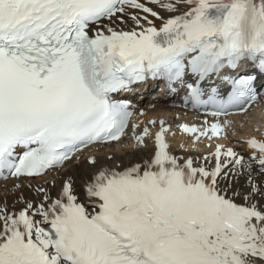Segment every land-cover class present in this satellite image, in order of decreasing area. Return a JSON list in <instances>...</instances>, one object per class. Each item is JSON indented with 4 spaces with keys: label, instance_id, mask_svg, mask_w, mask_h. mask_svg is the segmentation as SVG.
<instances>
[{
    "label": "snow or ice",
    "instance_id": "6c2138e0",
    "mask_svg": "<svg viewBox=\"0 0 264 264\" xmlns=\"http://www.w3.org/2000/svg\"><path fill=\"white\" fill-rule=\"evenodd\" d=\"M149 79L215 118L177 126L214 150L114 98ZM261 96L264 0H0V264H264V139L219 142ZM113 142L141 154L59 174Z\"/></svg>",
    "mask_w": 264,
    "mask_h": 264
},
{
    "label": "bare ground",
    "instance_id": "6f19581e",
    "mask_svg": "<svg viewBox=\"0 0 264 264\" xmlns=\"http://www.w3.org/2000/svg\"><path fill=\"white\" fill-rule=\"evenodd\" d=\"M142 2H146V0H142ZM148 6L160 11L161 15H169L153 4H149ZM157 24H159V21H157ZM182 93L183 92L181 91L174 92L168 90L164 82L156 84L151 83L148 86L139 85L135 87L132 95L135 99L133 105H136L134 120L141 121L143 123H147V121L152 119L157 121L160 119L165 120L167 125H171L172 132L175 133V135H173L170 132V148L176 155L184 156L190 154L198 156L206 154L207 152L212 151V149H208L204 146L206 141H202L197 146L198 151H193L191 137L181 133L177 127L181 124V118L198 119L199 121H202L204 118L198 114H185L182 112L181 108L177 105ZM258 103L263 107V109L249 111L244 115H236L229 118L228 120H231L232 124L228 129H226L227 137L221 138L219 142L223 143L226 147H232L238 153L247 156L251 151L246 143L247 139H249L252 135L259 136L261 139H264V97L260 98ZM141 110H143V115H140ZM149 127L152 126L149 125ZM156 129H159V124L152 127L153 132H155ZM233 133L235 134L233 135ZM122 143H128L131 145L132 142L130 140H122ZM148 144L149 148H151L152 142L148 141ZM181 145H184V147L181 148ZM111 154H115L117 161L127 162L130 157L139 156L141 153H125L117 143L93 147L90 152H83L81 154V161L79 164L75 161L70 162L65 165V168L59 170V174L67 173L79 175L86 167L87 156L95 155L101 163H110L106 160V157ZM54 176H57V185H59V178L56 172L49 173L47 177L32 179L30 183L34 186L49 187L54 196L57 189L52 188L50 184L44 185L45 179L50 180ZM4 183L5 181H0V185ZM24 192L27 195H34V192L27 187L24 188ZM2 195L3 192L0 191V196ZM9 199H11V197Z\"/></svg>",
    "mask_w": 264,
    "mask_h": 264
}]
</instances>
